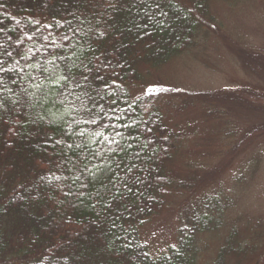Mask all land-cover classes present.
Instances as JSON below:
<instances>
[{
	"label": "trees",
	"instance_id": "trees-1",
	"mask_svg": "<svg viewBox=\"0 0 264 264\" xmlns=\"http://www.w3.org/2000/svg\"><path fill=\"white\" fill-rule=\"evenodd\" d=\"M128 2L124 0L125 4ZM211 2L173 0L170 4L168 0H162L167 15H161L153 6L151 11H155V19H149L144 14L147 9H140L139 14L136 8L131 12L114 13L111 8L98 7L97 0H0L3 5L0 7V28L4 29L0 33V44L16 46L15 42L20 38L22 43L18 46L22 51L32 48L35 52L39 47V43L34 46L24 36L25 33L38 35L34 32L37 26L31 23L32 20L41 21V32L45 35L48 32L58 35L61 31L58 24L66 28V20L72 19L73 13L82 19L81 12L88 9L86 14L90 23L84 28L91 29L89 36L96 48L95 56L100 57L96 63L111 60V71L120 74L119 77L109 76V72L101 68L104 83L108 86L100 89L101 95L105 96L103 103L107 109L112 102L105 95L109 91L117 99L115 115L119 119L115 122L121 131L129 133L122 143L132 145L127 155H120L124 156V163L138 165L127 174L133 177L130 183L132 192L122 186L124 171H119V178H116L105 167L100 172L94 171L91 177L85 174L87 187L83 189V196H66L67 190H62L65 181L53 178L61 175L58 166L63 162L61 147L54 141L63 137L68 143L72 142L65 136L67 126L64 120L71 119L69 111L74 112V109L71 105L67 108H60L59 104L53 106L44 98V92L37 93L41 100L35 106L9 104L10 110L0 118V264H196L195 235L209 227V215L206 217L195 212L190 224L180 229L175 247L171 246L159 256H153L147 244L141 241L139 227L163 207V191L170 184L166 163L172 158L175 136L152 98L132 91L141 81V66L160 67L195 45L203 30L212 25ZM110 16H115L114 22L105 24ZM76 23L78 21L73 20V24ZM48 24L52 25L51 29L43 27ZM100 32H105L103 39L98 35ZM89 43L86 39L75 42L73 50L77 55L73 61L78 67H74V71L83 67L82 60L87 63L95 59ZM245 57L255 60L251 56ZM117 62L123 68L118 67ZM256 91L258 93L250 89L237 90L223 95V98L215 97L220 94L201 93L190 98L203 103V107L213 99H221L232 105L233 113H243L241 118L253 116L249 112L260 117L264 116V92ZM77 92L82 95L81 90ZM207 95L212 98L206 99ZM177 96L181 99L187 97L183 94ZM229 110L228 106L214 109L209 104L204 108L207 117L218 120ZM61 115L64 119L60 118ZM108 115L113 113L108 111ZM41 116L44 118L40 119ZM124 124L131 125V128L125 129ZM251 126L258 127V124L255 122ZM261 126L264 128V122ZM133 135L138 138L133 139ZM74 139L79 142L80 138ZM145 144L149 147H143ZM137 151L141 158L133 159L132 154ZM110 178L115 180L123 198L113 201L109 196L105 202L98 203L95 193H104ZM109 203L112 207L106 208ZM93 204H96L95 209ZM216 212L220 214L221 208ZM229 239L221 246L216 264L228 253L224 247L230 246ZM240 252L245 253V249Z\"/></svg>",
	"mask_w": 264,
	"mask_h": 264
},
{
	"label": "rangeland",
	"instance_id": "rangeland-1",
	"mask_svg": "<svg viewBox=\"0 0 264 264\" xmlns=\"http://www.w3.org/2000/svg\"><path fill=\"white\" fill-rule=\"evenodd\" d=\"M209 14L212 25L195 45L160 67L141 66L132 91L146 96L154 89L147 97L175 136L163 207L139 227V235L159 256L176 245L180 229L197 212L211 222L196 232V264H216L229 238L219 264H264V116L249 112L253 116L241 118L221 99L204 107L192 100L201 93L223 98L242 89L264 92V0H212ZM208 104L230 110L212 119L204 112ZM255 122L258 127L251 126Z\"/></svg>",
	"mask_w": 264,
	"mask_h": 264
},
{
	"label": "snow or ice",
	"instance_id": "snow-or-ice-1",
	"mask_svg": "<svg viewBox=\"0 0 264 264\" xmlns=\"http://www.w3.org/2000/svg\"><path fill=\"white\" fill-rule=\"evenodd\" d=\"M88 2H91V0H88ZM168 2L171 4L173 0H168ZM97 6H103L106 9L111 8L114 13L131 12L133 8H136L137 14H139L140 9H147L144 13L145 16L149 19H155L156 13L151 11L154 6L161 15H167L163 11L162 0H129L127 4L124 3V0H97ZM0 7H3V5H0ZM87 11L88 9L85 8L81 12L82 19L73 13L72 19L66 20V28L63 24H58L57 27L61 29L58 35H54L52 32L45 35L41 32V21L32 20L31 23L37 26L34 32L38 35L25 33L24 36L28 41L33 42L34 46L39 43V47L36 48L35 52L32 48L22 51L18 46L22 43L20 38H17L16 46L9 45L6 47L4 44H0V118L3 117L4 112L10 110L8 108L9 104L23 107L24 104L35 106L40 103L41 97L37 95L38 92H44V98L49 99L53 106L59 104L60 108H67L71 105V108L74 109V112L69 111L71 119L64 120L67 126L65 136L71 139L72 142L68 143L63 137L54 141L57 146L61 147L63 162L58 166L62 170L61 175H54L53 178L57 181H65L62 190H67L66 196L75 195L77 198L83 196V189L87 187L85 183L87 177H91L94 171H102L105 167L111 170L116 178H119V171H124L126 175L124 180L121 181L122 186L128 192H132L133 189L130 187V183L133 181V177L127 174L138 168L136 164L124 163V156L120 155L121 153L127 155L128 149L132 145L122 143L129 133L121 131L115 122L119 119L115 115L118 106L117 99L109 91L105 95L112 102L107 106V109H105L103 103L105 96L101 95L100 89L108 86L104 83L105 76L101 74V68L108 71L109 76L119 77L120 74L111 71L113 66L111 60H108L107 63L103 61L100 64L96 63L100 60V57L95 56L96 48L93 47L92 38L89 36L91 29L85 30L84 28L86 23H90L86 14ZM73 20L78 21V23L74 25ZM114 20L115 16H110L104 22L111 25ZM43 27L51 29L52 25H43ZM137 27H140V25L137 24ZM3 31L4 29L0 28V33H3ZM128 31H131V29H128ZM98 35L103 39L105 32H100ZM8 39H11V37ZM81 39L90 41L89 47L95 59H90L87 63L82 60L83 67L74 71V67L78 66L74 65L73 57L77 53L73 49L75 48V42ZM9 48H12V50H9ZM38 54H40L39 58ZM21 61H24V63L22 64ZM117 66L123 68V65L119 62H117ZM25 69H32V71H26ZM97 81L100 83L97 84ZM112 82L114 84L115 80ZM90 87L91 91L89 90ZM78 89L81 90L82 95L78 94ZM92 91L95 92V95L92 94ZM8 94H11V96ZM145 95H155L154 89H147ZM97 97H99V100ZM77 104H79V107H76ZM59 111L60 109L57 108V112ZM108 111H111L113 115L109 116ZM52 115H56V113H52ZM43 118V116L40 117V119ZM60 118L64 119L63 115ZM123 127L130 129L131 125L124 124ZM148 131L150 132L151 129H148ZM75 137L80 138L79 142H76ZM137 138V135H133V139ZM94 145L95 147H93ZM143 147H149V145L145 144ZM73 156H75V159H73ZM132 158L140 159L141 153L139 151L134 152ZM94 161H97V163H93ZM86 173L87 177L85 176ZM95 196L98 198V203L105 202L109 196L113 201L117 200L118 197L123 198L120 189L112 178H110V184L105 186V192H96ZM92 207L95 209L96 204H93ZM105 207L111 208L112 205L109 203ZM145 255L147 254L145 253Z\"/></svg>",
	"mask_w": 264,
	"mask_h": 264
}]
</instances>
